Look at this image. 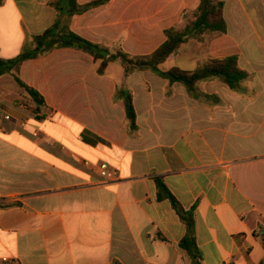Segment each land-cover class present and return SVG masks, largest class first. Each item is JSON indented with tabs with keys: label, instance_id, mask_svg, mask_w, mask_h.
Returning <instances> with one entry per match:
<instances>
[{
	"label": "crops",
	"instance_id": "0c3cea01",
	"mask_svg": "<svg viewBox=\"0 0 264 264\" xmlns=\"http://www.w3.org/2000/svg\"><path fill=\"white\" fill-rule=\"evenodd\" d=\"M49 1L0 0L1 59L53 24ZM222 1L227 33L190 40L160 65L191 71L237 55L250 78L235 91L200 82L213 96L205 102L150 71L125 77L111 64L99 76L92 58L72 48L21 63L17 76L43 97L45 118L0 97L11 117L0 118V264H193L179 247L185 226L158 199L155 178L193 210L200 264H264V0ZM198 4L109 0L72 16L70 30L148 55ZM120 85L132 94L133 133L115 100Z\"/></svg>",
	"mask_w": 264,
	"mask_h": 264
},
{
	"label": "trees",
	"instance_id": "16d2710c",
	"mask_svg": "<svg viewBox=\"0 0 264 264\" xmlns=\"http://www.w3.org/2000/svg\"><path fill=\"white\" fill-rule=\"evenodd\" d=\"M109 0H94L80 5L76 0H50L51 6L57 13L52 25L40 35L32 38V46L24 47L22 51L11 59L0 58V76L12 78L16 86L22 91V105L37 121L45 118L43 97L33 88L22 82L18 76L21 63L49 54L55 49L72 48L88 54L95 65L97 75L105 74L107 67L117 62L128 77L134 72L150 71L169 84H181L188 95L205 102L213 96L200 91L199 83L218 81L229 90L235 91L239 85L250 78V74L241 69L238 56L230 55L224 58H209L200 61L191 71L177 67L162 70L160 65L165 63L179 48L190 40L201 41L211 34H226L227 24L223 17L224 2L222 0H199L198 6L183 15V23L164 31V42L152 53L143 56H131L121 48H108L103 45L89 42L70 30L71 17L82 14L91 8L100 6ZM115 100L122 102L125 109L127 128L130 133L137 131L136 114L132 102V94L124 85L117 87ZM159 200H168L186 229L185 236L179 242V247L192 259L193 264H200V254L194 238L193 210L185 211L169 192L163 181L155 178ZM110 264H121L117 260Z\"/></svg>",
	"mask_w": 264,
	"mask_h": 264
},
{
	"label": "rangeland",
	"instance_id": "374dc122",
	"mask_svg": "<svg viewBox=\"0 0 264 264\" xmlns=\"http://www.w3.org/2000/svg\"><path fill=\"white\" fill-rule=\"evenodd\" d=\"M205 38H206V36L201 41H196V40H194V41H196L197 44H199V45H203ZM206 39H209V37H207ZM111 64H113V66L118 68V70H120V69L122 70V68L120 67V65L117 62H114ZM170 65H172V61H168L165 65V67H168ZM4 80H5V82L3 83V89L0 88V97H1V100H4V101H2L3 102L2 104L5 106V105H10L9 103L12 102L13 106H15V107H19V108L23 107L22 105H17V103L14 104L15 102H19L22 100L21 99L22 98V91L16 85H14L13 83H10V82H14L12 80V78L9 77V79L6 78ZM8 80H11V81H8Z\"/></svg>",
	"mask_w": 264,
	"mask_h": 264
},
{
	"label": "built area",
	"instance_id": "2783aa9c",
	"mask_svg": "<svg viewBox=\"0 0 264 264\" xmlns=\"http://www.w3.org/2000/svg\"><path fill=\"white\" fill-rule=\"evenodd\" d=\"M0 117L3 119V120H10V116L8 115V114H5L3 111H1L0 110ZM99 170H100V174L102 175V176H106L107 174H108V172H107V166L106 165H101L100 167H99ZM113 175L114 176H116V174L115 173H113ZM3 261L4 262H8V260L5 258V259H3ZM10 264H14V262L12 261V262H9Z\"/></svg>",
	"mask_w": 264,
	"mask_h": 264
}]
</instances>
